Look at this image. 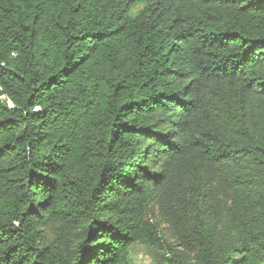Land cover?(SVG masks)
Segmentation results:
<instances>
[{"label": "trees", "instance_id": "1", "mask_svg": "<svg viewBox=\"0 0 264 264\" xmlns=\"http://www.w3.org/2000/svg\"><path fill=\"white\" fill-rule=\"evenodd\" d=\"M264 264V0H0V264Z\"/></svg>", "mask_w": 264, "mask_h": 264}, {"label": "rangeland", "instance_id": "2", "mask_svg": "<svg viewBox=\"0 0 264 264\" xmlns=\"http://www.w3.org/2000/svg\"><path fill=\"white\" fill-rule=\"evenodd\" d=\"M132 259L134 264H162L156 249L144 245L133 246Z\"/></svg>", "mask_w": 264, "mask_h": 264}]
</instances>
